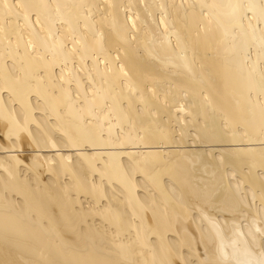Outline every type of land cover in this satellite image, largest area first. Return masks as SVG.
<instances>
[{"label":"bare ground","instance_id":"obj_1","mask_svg":"<svg viewBox=\"0 0 264 264\" xmlns=\"http://www.w3.org/2000/svg\"><path fill=\"white\" fill-rule=\"evenodd\" d=\"M0 264H264V0H0Z\"/></svg>","mask_w":264,"mask_h":264}]
</instances>
